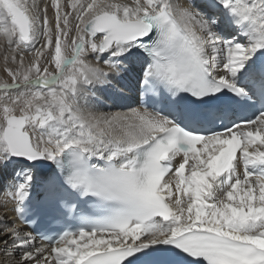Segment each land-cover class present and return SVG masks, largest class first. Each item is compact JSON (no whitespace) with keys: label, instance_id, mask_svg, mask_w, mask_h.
I'll use <instances>...</instances> for the list:
<instances>
[{"label":"snow or ice","instance_id":"snow-or-ice-1","mask_svg":"<svg viewBox=\"0 0 264 264\" xmlns=\"http://www.w3.org/2000/svg\"><path fill=\"white\" fill-rule=\"evenodd\" d=\"M0 66V264H264V0H0Z\"/></svg>","mask_w":264,"mask_h":264},{"label":"bare ground","instance_id":"bare-ground-1","mask_svg":"<svg viewBox=\"0 0 264 264\" xmlns=\"http://www.w3.org/2000/svg\"><path fill=\"white\" fill-rule=\"evenodd\" d=\"M2 66H0V76H3L4 73L1 72ZM11 206V205H10Z\"/></svg>","mask_w":264,"mask_h":264},{"label":"rangeland","instance_id":"rangeland-1","mask_svg":"<svg viewBox=\"0 0 264 264\" xmlns=\"http://www.w3.org/2000/svg\"><path fill=\"white\" fill-rule=\"evenodd\" d=\"M1 72L3 73L2 69H1Z\"/></svg>","mask_w":264,"mask_h":264}]
</instances>
